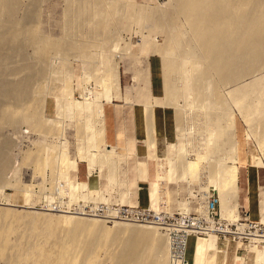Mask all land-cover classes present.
I'll return each mask as SVG.
<instances>
[{
  "label": "rangeland",
  "instance_id": "374dc122",
  "mask_svg": "<svg viewBox=\"0 0 264 264\" xmlns=\"http://www.w3.org/2000/svg\"><path fill=\"white\" fill-rule=\"evenodd\" d=\"M1 1L2 0H0V86L5 85L6 87L7 84L13 86V84L11 83H14V86H16L15 83L18 85L16 81L19 80L18 82L20 83L21 81L26 80L28 82L30 81L29 85L32 89H29L33 90V94L32 92H30L29 94V98L31 97L32 100L29 99L28 101V98H24L26 100H22V102L19 101L17 102L18 104L16 103V101L18 100L16 99V97L14 98V100L12 99L13 102L11 101L13 95H8V98L9 96L11 97L10 99L5 96L7 99L4 97V100H2L3 96L0 95V145L2 148H5V150H3L0 147V151H2V153L5 152L6 154V156L2 153V156L0 154V161L2 162V165H0V176H2L0 177V209H2V211L3 209H9L13 211L18 210L17 212L21 214H19L20 219H18L20 222L14 224L16 225L13 226L15 228L14 231H10L12 234H9V247L6 248L7 250L5 251L4 255L0 256V264H14V261L15 264H36L35 260L32 261L31 259H28L30 262L28 260H25L23 254L26 253L27 255V253L29 254L30 252H32L35 246L43 245L46 242L45 238L47 237L45 236V232L43 229H40L41 232L42 230L44 232L41 233L44 234L42 236L40 235V233H32L31 230L33 229L31 228L33 227H31V224L33 220L31 218L35 217L37 214L41 215L40 213L43 214V216L41 217H44L45 215V217H47L48 213L52 216L53 214L55 216H58V213L46 210L50 207H68L69 205L70 210H72L78 208L79 204H85L86 209L91 211L94 204H96L94 203V200H91V197H97L101 194V192H103V202L101 200L99 201L100 203L98 202L96 204L99 208L100 204L102 203L103 209L108 207V209L117 208V206H119L118 208L129 207L130 212H133L134 210L141 211L139 210L138 206L140 208H152L151 211H153V208L159 209L160 181L158 177L156 160L158 156L163 158L166 156V154L171 158L174 157L173 149L169 147V143L177 141V115L173 108H155V115L157 114L156 117H160V119H158L157 117L158 147L152 150L154 151L153 157L148 156L150 152H147V146L142 142V140L139 139L140 142L137 144V142L133 139V136L137 138L136 119L138 120V122H140L142 118L141 115L143 116L142 112L145 109V103H143L144 99L142 100V103H140L142 97H139V95L144 96L143 93L145 92L143 91L142 94L140 93L138 95V91L141 90L142 85L137 81L135 82L134 78L136 75H138L139 79H141L143 73V77H145L144 70L149 63L153 94L156 96H160V98L164 96V58L161 56L162 54H159L157 51V53L155 52L154 54L151 50V46H153L154 43L157 46L159 45V47L166 46L165 44L168 43L169 38L171 39L173 37V35L172 37L168 36L171 35L170 33L173 32V30L170 23L169 26H167L168 23H166L163 25L158 24L155 27L153 20V22L150 21L151 19H144L143 21H141L142 19H140L138 21V18L140 17V12L144 9H147L146 11L150 12L151 10H153L152 12H154V14L156 12L158 14H162L163 12H165L166 14H171L173 12L174 14L177 12L176 9H178L179 7V5L177 6V1L179 0ZM262 2L264 3V1ZM263 6L262 8H264ZM251 9L248 8L249 12ZM110 10L111 12H109ZM138 10L140 11L139 14L137 13ZM155 10L157 11L155 12ZM174 10H176V12ZM158 11H161L162 13H159ZM104 12L105 15L107 14L106 16H104ZM175 19L178 20L179 32L182 34V36L185 34L181 38H183V41H186L187 43L190 42L189 46L193 45L191 50L193 49L192 51L195 52V49H199L195 45L201 42L199 41V39L196 41L197 38L193 33L194 31L192 30L190 23L183 15H179L177 16V18L175 17ZM33 30L34 33L37 34L36 36L35 34L34 36H32ZM165 32L169 33L167 34ZM191 34L193 35V37ZM143 39L144 41L149 42L145 43L146 46L145 44L141 43ZM48 41L51 42L49 43ZM48 43H52V45L53 43L55 44L52 46L53 49H50L49 55H47L48 57L46 55L45 57L41 52V47L47 45ZM58 47L59 49H57ZM198 53L196 52L197 55L200 54ZM180 56L182 57L183 55L180 54ZM106 62L109 63L108 65H111V63L115 65V63H117L116 67L120 75V77H118L120 79L118 80H121V82L118 81V85H121V92L123 91L122 93L127 94L133 99H140L138 100V103L135 102L136 104H126L125 101L120 100L113 103H106L105 105V110L108 114L107 122H109L111 125V128L109 129L111 137L107 139L108 143L112 145H116L118 143L114 135V129L117 125L115 113L120 110L119 130H121L123 134L119 143H126V146H130L129 151L124 150V148H126L125 146L117 148V152L119 153L121 161L117 165V170H114L115 176L113 183L116 180V182L119 181V185L115 184L116 182L113 185L110 184L109 178H107L108 170L104 167L101 170V175L98 171L93 172V175H88L87 162H83V160H81V155L78 154L79 147H86L87 143L83 141V137H78V128L76 127L77 125H80L78 124L79 122L84 123V116L77 114V111L72 112L68 115L65 111H63L65 110V104L73 99L76 101H84L85 96L83 94H85L86 91L89 94L93 93V95H97L98 93L104 91V87L101 84H98L100 83L98 82V80H100L101 76H103L104 74L103 70L106 69ZM263 63L264 61L262 60L260 65H263ZM263 67L264 66L258 67L260 71L256 70L259 72L263 71L261 73L257 72L259 73L258 75L257 73H255L257 75V79L261 77L262 73L264 77ZM261 68H263V70H261ZM254 72H252V75L246 77L251 78V76H254L251 78L253 80L255 78ZM215 75H213L212 77L213 84L215 83V80L218 81V76ZM32 76L34 80L32 79ZM246 77L243 78V82L246 79L244 83H249L248 81L250 79ZM30 78L32 80H30ZM176 81H178V79ZM4 82L5 84H3ZM223 86H221L220 88V93H222L221 95L225 97L224 100L227 101H224V103L231 106L234 103L232 102L231 104L232 100L230 98L229 89L225 88V86L228 87L229 85H225L224 87ZM2 87H0V90L2 89ZM205 87H207L209 90L213 89V86L212 84H210V82L209 84L206 83ZM207 88H205V90L209 92ZM229 88L231 90L232 87L229 86ZM213 92L214 91L208 93V95L210 94V97H208L206 93H204L205 96H207L205 98H211L213 96ZM37 94H39L40 96H37ZM256 95L253 94L252 98H250V101H252V99L255 100L259 98L257 96L254 99L253 96ZM190 97H192V99ZM90 98L87 97L88 100ZM189 98L191 99L189 102L188 100L184 102V100H181V98L178 101L180 105H185L183 108L184 112L186 111V125L192 128L190 130L191 132L189 133L190 136H195V133L193 132L195 131V126V128L198 129V122H196V119H199V116L197 117L198 114L195 115L198 112V109L195 112V104L190 105L194 98V95H190ZM37 99L40 101L37 105L40 106L37 109L40 111L41 115L40 117L36 115L30 117L33 120L32 121L30 119L32 121L31 123L29 119L26 118V120L23 118L26 115L22 116L21 114L24 112V109L27 110V107L29 108L33 104L35 105L33 107L36 108V104L38 103ZM35 100H37L36 103H34ZM23 101H26V103H23ZM256 101L257 100L252 101V103ZM186 102H188L189 104ZM189 105L192 107L194 106L195 108H192ZM61 106L64 109H62ZM231 108L234 109L235 113L236 139L238 142V163L240 164V215L242 219H244V223L249 224L250 221L253 224H264V146H260L254 136L249 138L248 133L249 129H252L250 126L252 123H247L246 119H244L245 117L238 114L237 106L235 104L232 105ZM14 111L17 113H15ZM124 112H126V114ZM187 113L189 116L187 115ZM4 114L6 115L4 116ZM37 115H39V113ZM10 116L11 120H9ZM37 117L38 119H40L38 120ZM43 117H45V119ZM194 117L196 118L195 120ZM46 118L55 122V125L57 123L56 129L54 128L55 126L50 125L48 122L45 123ZM263 118L264 117H262V119L260 118L262 122L264 121ZM28 120L29 122H27ZM43 122L47 124L48 127L49 125L52 126L55 131H49L52 127H50L49 130H47L48 128L46 129L42 127ZM39 123H42L40 129L38 128L40 125ZM45 124L43 126H46ZM132 125L134 127L133 136H131ZM41 127L44 129L42 131H44L45 133L41 131ZM259 128L257 127L255 132L260 133L262 130L260 131ZM164 129H166V132H164ZM139 135L140 134L138 133V136ZM194 140L195 137L193 138V140L191 139L192 142L189 141L191 142V146H187V149L189 150L188 152H190V155H186L187 160H195L197 158V156L195 155L196 150L195 152H191L194 148H197L195 147L196 141ZM63 142H66L64 143L66 146H63ZM180 142L182 144H185V141L183 140ZM33 152L34 154H32ZM31 154L32 156L37 155V159L32 158ZM65 154L68 155V165L66 168V164H64L66 163V157L64 156ZM211 155V157L210 155H208V158L205 161L203 160L201 162L198 170L196 169L194 173L189 174V177L187 178L188 180L184 181L178 179L180 173L177 166H175L176 164L174 160L169 161L171 165L172 176L167 188L169 192L168 198H164V201L167 200L165 206L166 208L168 207L169 210H164L161 215H166L170 219H179L180 215L186 214L183 213V210H180L179 203L185 202L189 206L188 208L190 209V212L196 213L200 217H203L205 220H208L206 219L204 214H202L204 212V209L202 212L201 206L204 207L203 202H206L207 198L205 199V197L207 195L217 194L218 196V192L214 190V188L210 185L212 183H215L211 182L210 179L214 177V169H218L217 165L220 159L218 152L217 155H215L214 153ZM2 157L6 158L9 163L7 161L3 162ZM60 157L63 159L62 161ZM255 162L260 163L259 165L261 166V168L254 164ZM39 163H42V167ZM61 163L64 167H62ZM6 165H8V167ZM60 167L62 169H60ZM149 168H154V170H156V180L154 182L149 179ZM3 171L5 172V174ZM195 173L196 175H192ZM191 177H193L194 180ZM80 181L90 183V190L88 191V196L90 197V199L88 198V200L90 202L88 200L86 201L85 198L80 197L81 195H84L88 192L84 193L83 191V194L82 191L78 190L79 192L77 191L73 193L74 196H71L70 192L67 191L68 188L66 186H69L73 183H79ZM209 181L211 183H209ZM259 185L260 188H258ZM208 186L211 187L209 188ZM147 189L150 192V200L152 202V206L150 208L148 205ZM70 196L72 198L75 197L74 199H76L77 197L78 198L76 200H73ZM104 196L107 199H105ZM218 199L219 208H222L223 201L219 197ZM156 213L157 211H155L154 214ZM220 213L221 211H219V214ZM26 218L30 219L27 220ZM245 219H247L248 221ZM7 222H11V219H7ZM26 222L28 225L26 224ZM131 223L143 224L140 222ZM209 223L213 225V222L211 223L210 221ZM217 223H221L223 228H226V226L229 224V222H227V220L223 218L221 214ZM10 224L12 225V222ZM3 225V227H6V222ZM104 225H107L110 228L112 227L113 230L116 227L115 222L113 221L104 222ZM215 226L220 227L219 224ZM260 227L264 230V225ZM229 228L233 231H238L237 225L230 223ZM42 237L43 239H41ZM199 237L201 243L204 242L207 238L206 235L204 237ZM218 238V244L222 252L218 254L217 264H237V256L246 258L247 264H254L255 253L248 250V247L251 243L248 244L247 242L238 241L239 238H237V235L231 234L225 235L222 233H218ZM194 239L195 238L193 236L191 238V241ZM124 243L126 242H123V244ZM116 244H119L118 247H120V244L121 246H123V244L119 243V241L118 243L116 242ZM163 244V246H165L164 250L166 253V248H168L169 250L170 247L166 242H163ZM166 244L168 245V247H166ZM110 245L109 246L112 248V244ZM110 247H108L107 251L102 250V254L100 252L101 255L98 256H101L100 260L102 261V263L100 264H115V258L113 259L114 262L111 260L112 253H115L113 254V256L115 255L117 259L118 256H123V254L125 253L124 251H127V249L125 250L124 247H122L124 251H122V248L118 247V249L115 247L111 250ZM263 247L264 245H262L260 248L262 249ZM30 248L32 250H30ZM190 249L191 248L189 247V252L192 251ZM84 252L87 251H83L82 253ZM165 253H163V255L166 256V258H164L163 256L160 257L159 260H157V258L155 259V257L152 256L153 254L150 252H148V255H151L150 259H152L153 257L156 261L159 262L160 259L167 260V255H169V252H167V254ZM83 255L86 256L85 253ZM20 258H22L23 260L21 259L20 261ZM82 258L83 257H81V259ZM166 260L160 261L161 263L159 264H169V262ZM168 260L170 259L168 258ZM164 261L166 262L163 263ZM197 261L196 264H205L204 254L201 253L197 258ZM187 262H189L188 264H192L193 258L188 257Z\"/></svg>",
  "mask_w": 264,
  "mask_h": 264
},
{
  "label": "bare ground",
  "instance_id": "6f19581e",
  "mask_svg": "<svg viewBox=\"0 0 264 264\" xmlns=\"http://www.w3.org/2000/svg\"><path fill=\"white\" fill-rule=\"evenodd\" d=\"M262 1L264 0H179L177 1V6L179 5V7L178 9H176L177 7L175 8L177 12L176 10H174L176 12L174 14L173 12L171 14L170 13L166 14L165 12L162 13L161 11H158V12L159 13L161 12L162 14H158L156 12L157 10H155L156 13L154 14V12H152L153 10H151L150 12V11H146L147 9L146 10L144 9L141 12L138 10L137 12L138 14L140 12L139 14L140 17L137 15L139 17V18L137 17L138 21L140 19H142L141 21H143L144 19H148V20L151 19L150 21L151 22L154 21L153 23L155 27L158 24L163 25L166 23H168L167 26H169V23H170V25H172V30H173V32L170 33L171 35H168L169 37H172L173 35V37L171 39L169 38L168 43L165 44L166 46L159 47V45L157 46L154 42H153L154 45L151 46L152 47L151 50L153 51L154 54L157 51L159 54L161 53L162 54L161 56L164 58V59L162 58L164 60L163 68H164V73H165L163 75L164 76L163 85H164V93H165L164 96L160 98V97L152 95L151 71H150V64L148 62H146L148 64L146 66V69L144 70L145 77H143L144 75L143 73L142 75L143 79L142 77L141 79H139L138 75H136L134 78L135 82L137 81L138 83L142 85L141 90H139L140 92L138 91V95L140 93L142 94L143 91L145 92L143 93L144 97L143 95L142 96L139 95L140 98L143 97L145 100H143L142 98L141 100L140 99L138 100L141 101L140 103H142V100L144 101L143 103H145L144 104L145 113L147 116L146 123L148 125L147 126L148 127V139L146 141V144H148L150 148L158 147L155 108L157 107L173 108L177 115L176 116L177 117V141L169 143V147L173 149L174 157L171 158L169 155L166 154V156L162 158L163 161L165 162V163L163 162L164 163L163 164V174L164 173L166 174L167 161L172 159V160L177 161L178 163L180 180L182 181L188 180L187 179L189 177L188 175L191 173H194L196 169L198 170V167L201 165V162L203 160L205 161L208 158V155H210L211 157L212 156L211 154L214 153L215 155H217V152H218L219 157H220L218 161L219 163L216 162L218 163L217 165L218 169L216 168L214 169L216 172L214 171V177L211 176L212 179H210V181L214 182L215 184L212 183L210 185L214 188V190L218 192V197L221 198V200L223 201L222 202L223 206L222 208L220 207L221 216H223V218H225L227 222H229V224L231 223V224L237 225L238 227V231H233L229 228V224L227 225L228 227L226 226V228H223L221 223H218L220 226L218 227V226H215L217 225V223L213 222V225H212L208 222L209 226H208V231L206 232L207 238L205 239L204 242L202 243L200 242L199 236H196V235L190 236L188 239V243H187V248H186L187 254L186 255H190V254L194 255L192 264H196L197 258L200 256L201 253L204 254L205 264H217L218 254L222 252L218 244V239H219L218 233H222L225 235L226 234L237 235V238H239L238 241H241V242H242L241 235H249V238H250L249 244L250 243L251 244L249 245L248 248L251 251L256 252L257 254L256 264H264V247L262 249L260 248L262 245H264V230H262L260 226H263L264 224L244 223L243 222L244 219H242L240 215V211H239L240 186H239V163H238V148H237L238 142L236 139L235 113H234V109L231 108V106L235 104L237 106L238 114L245 117L244 119H246L247 123H252L250 125L252 129H249V133H248L249 138L254 136L257 142L260 144V146H264V121L262 122V120H260V118L262 119V117H264V99H263L264 98V79H263L264 77H263V73L262 75L260 74L261 75V77L259 76L260 78L257 79L256 77L259 73L263 72V71L259 72L260 70L258 67L264 66V63L263 65H260L261 61L262 60L264 61V8H262L264 3ZM248 8L250 9L252 8L250 12ZM111 10L109 12H111ZM178 14L185 16V18L190 23L192 30L194 31L193 33L195 34V37L197 38V39L195 38L196 41L199 39V41L201 42V43H197L196 45L194 44L200 49V50L197 49L199 51H197L196 49H195V52L192 51L193 49L191 50V48L193 47V45L191 44L192 46H189L190 42L187 43L186 41H183V38H181L185 34L182 36V34L179 32L178 20L175 19V17L177 18V16H179ZM106 15L104 12V16ZM34 34L35 36L37 35L36 33H34V30H33L32 36H34ZM48 42L50 43L51 41H48ZM141 43L145 44L149 42H146L143 39ZM48 44L47 45L44 44L45 46L41 47L42 48L41 52L43 53L44 56L49 55L50 49H53L52 46L55 43H53V45L52 43L49 45ZM57 49H59V47ZM196 52L197 53L199 52L200 54L198 53L199 55H197ZM180 54H182L183 56L181 57ZM108 64L109 63L105 64L106 69L103 70L104 74L103 76H101L100 80H98V82H100L98 84L99 85L101 84L104 87V91L102 90L103 92L98 93L97 95H93V93L89 94L86 91L85 94H83L85 96L84 101H76L73 99L70 102H67L65 104V110L63 111H65L67 115L72 112L77 111V114L84 116V119H85L83 120L84 123L79 122L78 124L80 125H77L76 127L78 128L77 130L78 137H83L84 138L83 141L87 143L86 147L83 146V144H82L83 147L79 145L80 147H79L78 154L81 155V158H82L81 160H83V162H87L88 175L89 176L93 175V172L95 171H98L99 174L101 175L102 168L103 167L107 168L108 170L107 177L109 178L110 184L113 185L116 182L115 180L113 183L114 176H115L114 170L118 167L117 165L121 160L119 158L117 148L107 143L106 129H105V104L113 103V102L120 101V100L125 101L126 104L127 103L135 104L134 102L137 99H133L127 94L122 93L123 91L121 92L122 90L120 88L121 85H118V81H119L118 79H120L118 77H120V75L116 67L117 63H115V65H113L112 63L111 65H108ZM263 68H261V70H263ZM256 70H259V71H256ZM252 72H254V74L259 72L257 73V75L255 74V78L253 80L251 78L254 76H251V78L246 77V76L252 75ZM215 74L218 76L219 82L215 80L214 81L215 83L213 84L212 77ZM245 77L249 78L251 81L249 80L248 81L249 83H244L246 79L243 82V78ZM176 78L178 79V81H176L177 80ZM23 79H26V78H23ZM32 79H33V76H32ZM32 79L30 78V80ZM18 81H16L18 85L15 83L16 86H14V83H11L10 81L9 82L13 84V86L12 85L10 86L8 84L6 87L5 85L4 86L2 85L3 87L0 86L2 87V89L0 90V95L3 96L2 100H4L3 98L5 96L8 98V95L10 94L11 96L13 95V97L11 98L9 96L8 99L11 98V101H12V99L14 100V98L16 97V99H18L17 101L15 100L16 103L19 101L22 102V100H26L27 98H28L27 99L28 101L29 99H31V97L29 98V94L33 90H31L32 88L29 85L30 81L28 82L25 80V81H21L20 83ZM119 82H121V80ZM209 82L213 86V89L211 88L212 90L208 89L209 85H208V88L205 87L206 83L209 84ZM3 84H5V82ZM220 85L221 86L229 85L232 87L230 90L229 86L228 87L225 86V88L229 89L230 98L232 100L231 104L232 102L234 103L231 106H229L228 104L226 105L224 103L225 97L221 95L222 93H220L221 91ZM205 88H207L209 92L214 91L213 96L211 94L212 97L209 99L205 98L207 96L210 97L209 96L210 94L208 95L209 92H207ZM119 89H120V92H119ZM204 93H206L207 96H205ZM253 94L255 95L257 94L256 96H253L254 99L257 96L259 98L255 99L257 101L252 103V101H255L253 99L252 101H250V98H252ZM38 95L39 94H37V96ZM190 95H194V98H193L194 101L192 100L190 105L195 104L196 108L193 106L196 109L195 112L198 109V112L195 115L198 114L197 117L199 116V119H200L199 120L198 118L196 119L194 117V120L196 119V122H198V125H197L198 129L195 128L196 126L194 127L195 131L193 133H195V136H193L192 134H191L192 136H190L189 133L191 132L190 130L192 128L186 125L187 123L185 120L186 111L184 112V108H183L185 105H180L178 101L181 98V100H184V102L186 100H188L189 102L192 99V97H190L191 99L189 98ZM87 97L89 98L91 97V98L88 100ZM37 100H35L34 103H36ZM39 102L40 101L38 100V103L36 104V106L39 104ZM23 103H26V101L25 102L23 101ZM21 106H24V105H21ZM33 106L35 105L33 104L31 105V107L29 108L27 107V110L25 109L23 110L24 114L22 113L21 115L22 116L26 115L25 117H23L24 119L27 118L30 120L31 119L30 117L34 115L40 117L41 115L40 111L37 109L39 108L40 105L37 106L36 108ZM62 109L64 108L62 107ZM37 112L39 113V115H37L38 114ZM5 115L6 114H4V116ZM11 116L9 120H11ZM43 118L45 119V117ZM186 119H189V118H186ZM29 120L27 122H29ZM31 120L30 122L32 123L33 120L32 121ZM44 122H43V125L48 122L50 125L55 126L54 127L55 129L57 127L56 126L57 123L55 125V122H53L52 120H49L48 118H46V122L45 123ZM41 124L38 127L39 129H40ZM43 125L42 127L46 129L48 128L47 130H49V128L52 127L50 125L48 127L47 124H45L47 127ZM259 126L261 129L259 128ZM42 127H41V131L44 130ZM257 127L259 128L260 131L262 130L263 132L262 131L260 133L255 132ZM54 128L53 127L50 128L49 131L54 132L55 131ZM192 137L193 138L195 137V140H194L196 141L195 147L197 148L196 149L194 148L191 152L193 151L195 152L196 150L195 155L197 156V158L195 160H187L186 155H190L189 154L190 152H188L189 150L187 149V146L191 144L192 142L191 139L193 140ZM182 140L185 141V144H182L180 142ZM64 143L66 142H63V146L65 145ZM2 149L5 150L4 147ZM1 153L2 151H0V154ZM2 154L6 156L5 152ZM32 154H34V152ZM32 154H31V157L35 159L37 155L36 156L33 155L34 156L33 157ZM64 156L66 157L65 158L66 163H64L66 164L65 166L66 168L68 165V161H67L68 155L65 154ZM64 156H63V159H64ZM63 159L61 158V161ZM2 160L3 162L7 161L6 158H3ZM7 162L9 163V161ZM0 163H1L0 165H2L1 161ZM62 163L61 165L62 167H64ZM39 164H41V167H42V163H39ZM254 164H256L258 167L261 168V166L259 165L260 163L255 162ZM6 166L8 167V165ZM160 168L162 169V167ZM60 169L62 168L60 167ZM78 169H79V164H78ZM192 175H196V173ZM210 181L209 183H211ZM118 182L119 181H117L115 184L119 185ZM163 182L165 186V182H167L165 176L163 177ZM66 187L68 188L67 191L70 192L71 196H74L73 193L77 192L78 190L82 191V193L83 191L84 193L88 192L90 190V183L80 181L79 183H76V184L73 183ZM102 193L103 192H101V194L97 197H94V196L91 197V200L92 201L94 200V203L96 204L101 200L103 202L104 198L102 196L103 195ZM88 195H89V192L84 195H81L80 197L85 198V200L87 201L88 198L90 199ZM207 196L205 197V199L207 198ZM74 198L75 197H73L72 199L76 200L78 197L76 199ZM164 198H166L165 188L163 190V198L159 206V209L153 208V212L155 213V211H157L155 215H157L161 220L164 219L165 217L169 218L166 215L165 216L161 215V213H163L164 210L165 211L169 210L168 207L166 208L165 206V203L167 202V200L164 201ZM105 199L107 198L105 197ZM203 203H204V207L203 206L201 207H202V212H203V209H204V212L203 213L201 212V213L204 214V216L207 219L206 202H203ZM96 204H94L95 207L93 206V209L91 211L86 209L85 204H79L78 208H75L72 210H70L69 205L68 207L57 206V207H50L46 209L47 211H53V212L58 213V216H55L54 214L52 216L51 214L48 213L49 214L48 215L46 213L48 218L45 217L46 216L45 214H44L45 215L44 216L45 218H44V217H41L43 216V214L40 213L41 215L37 214L35 217H38V218H35V217H32L33 216L32 215L31 219L33 220V222L31 224V227L33 228L31 229L33 230L31 229L30 230L32 231V233L33 232H36L37 234L40 233L41 236L45 234L47 238H45L46 242L43 245L38 244L39 246H35L33 250L30 248L32 252H30L29 254L27 253V255L26 253L23 254L25 260H28V259H31L32 261L35 260L36 264H100L102 263V261L100 260L101 256L100 257L98 256L101 255L103 251H107L108 247L111 246L110 244H112V248H115V247L117 248L119 244H116V242L118 243V241L119 243H122V244L123 242H126L123 244V246H121L120 244V247L118 248L124 247V249L125 250L127 249V251H124V249L122 248V251H124L125 253L123 254V256L121 255L120 257L118 256L119 257V258L117 257L118 260L116 259L115 255H114L115 257L113 256V254L115 253H112V259L111 258L110 259L113 261V259L115 258L114 260H116V262L113 261L115 264H159L161 263L160 261L166 260V259H160V261L158 262L155 259L157 258V260H159L160 257L164 256L163 253H165V250H164L165 246H163L164 245L163 242H166L167 244H169L168 243L169 242L168 241L169 231H172L174 229L173 227H168L164 223L147 222V221L141 222L143 224H133L131 222L122 220L119 217V212L116 210L114 212L108 211L107 215L105 216V215L98 213L99 207ZM179 206H180V210H183V213L187 214L190 212V209L188 208L189 206L185 202H181ZM150 210H152V208H150ZM17 211H13L9 209H6V210L3 209L2 211V209H0V256L4 255L5 251L7 250L6 248L9 247L8 246L9 234L11 233L10 232L11 230L14 231L15 228L13 226H16L14 224H16L17 222H20L18 219H20L19 216L21 214ZM115 213L118 215V219L115 218ZM132 213L140 214L141 211L134 210ZM9 218L11 219L12 225L10 224L11 222H7V219ZM109 221L115 222V225L118 229L115 227V229L113 230L112 227L110 228L107 225H104V222H109ZM5 222L7 225L9 223V225L8 226L6 225V227H3L4 226L3 224ZM252 225L255 226L254 229H252L251 227ZM40 229H43L45 233L42 230L44 234H41L42 232L40 231ZM248 230L249 232H247ZM260 230L262 231V233H260ZM193 236L195 239L191 241V238ZM41 239H43V237ZM261 242H263V244ZM113 243H115L116 246ZM167 244H166V247H168ZM124 245L126 246V248ZM188 245L191 248L190 250H192L190 252H189ZM110 248H109V252H110ZM166 249L167 250L165 254L169 252L168 248ZM83 251H87V252H84L86 256L83 255L84 254L82 253ZM148 252L152 253L153 254L152 256H154L155 259L153 257L152 259H150L151 255L149 256ZM168 256L169 255H167L166 261L169 262L170 260H168L169 258ZM81 257L83 258L81 259ZM164 258H166V256H164ZM21 259L22 258H20V261ZM186 259H187V256H186ZM166 261H164L163 263H165ZM236 263L237 264H247V260L244 257L237 256ZM14 264H15V261H14Z\"/></svg>",
  "mask_w": 264,
  "mask_h": 264
},
{
  "label": "built area",
  "instance_id": "2783aa9c",
  "mask_svg": "<svg viewBox=\"0 0 264 264\" xmlns=\"http://www.w3.org/2000/svg\"><path fill=\"white\" fill-rule=\"evenodd\" d=\"M117 208H105L103 209L102 203L98 209V213L102 215H107L108 211L114 212L115 210L119 212V217L128 222H156L164 223L168 227H173L172 231H169V264H187L186 260V248L188 239L192 235L196 236H205L208 231V222L211 220L214 223H217L219 220V200L217 194H209L206 200V215L207 219L200 217L196 213L189 212L187 214L180 215L179 219H169L165 217L160 219L157 215L154 214L148 208H139L141 210L140 214H133L130 212L129 207H120ZM143 211V212H142ZM115 218L118 219V215L115 213ZM249 223H252L249 221ZM218 224V223H217ZM164 226V225H163ZM252 229L255 228L254 225L251 226ZM263 230V229H262ZM249 232V230L247 231ZM262 233V231L260 230ZM242 242H247L249 244L250 238L249 235H241ZM263 244V242H261Z\"/></svg>",
  "mask_w": 264,
  "mask_h": 264
},
{
  "label": "crops",
  "instance_id": "0c3cea01",
  "mask_svg": "<svg viewBox=\"0 0 264 264\" xmlns=\"http://www.w3.org/2000/svg\"><path fill=\"white\" fill-rule=\"evenodd\" d=\"M147 95V94H146ZM152 95H154L153 94V91H152ZM154 96H156V95H154ZM144 97V96H143ZM142 97V99H144ZM157 97H160V96H157ZM145 100V99H144ZM138 101V99L137 100H135V102H137ZM147 101V100H146ZM134 102V103H135ZM144 102V101H143ZM126 103V102H125ZM130 104V103H129ZM133 104V103H132ZM136 104V103H135ZM106 105V104H105ZM160 108V107H159ZM125 114H126V112H124ZM142 114H143V116L141 115V120H140V122H138V120L136 119V135H137V138H135V136H133V133H134V127H133V125H132V134H131V136H133L134 138V140L137 142V144L140 142L139 141V139L140 140H142V142L147 146L146 148H147V152H150V154H148V156H150V157H153L154 155V151H152V150H154V148H150L149 146H148V144H146V141H147V139H148V125H147V123H146V121H147V116H146V113H145V109H144V111L142 112ZM128 115V114H127ZM157 115V114H156ZM156 115H155V118H156V128H157V117H156ZM107 117H108V114L106 113V110H105V129H106V139H108V138H110L111 137V135H110V128H111V125H110V123L109 122H107ZM119 117H120V110H118L116 113H115V119L117 120V128H116V126H115V129H114V135H115V138H116V140H117V144L116 145H112L111 144V146H114V147H116V148H118V147H123V146H125L126 148H124V150H126V151H129L130 150V146H126V143L124 144V143H119L120 142V139H121V136H122V134H123V132L121 131V130H119ZM158 119H160V117H158ZM160 124V123H159ZM112 130V129H111ZM138 130H139V132H138ZM164 132H166V129H164ZM138 133L140 134L139 136H138ZM140 136H141V138H140ZM157 136H158V130H157ZM118 137V138H117ZM144 137V138H143ZM143 138V139H142ZM107 143H108V141H107ZM109 144V143H108ZM119 144V145H118ZM138 150V149H137ZM119 154V153H118ZM120 158V157H119ZM162 158L161 157H159L158 156V158H157V171H158V177H159V181L161 182L160 183V194H159V203L161 204V201H162V198H163V190H164V188L166 189V198H168V194H169V192H168V190H167V188H168V184L170 183V181H171V165H170V160H172V159H170V160H168L167 161V163H166V174L164 173L163 174V164L165 163L164 161H163V159L161 160ZM121 160V159H120ZM161 160V161H160ZM158 161H159V166H158ZM164 162V163H163ZM174 162H175V166H177V168H178V163H177V161H175L174 160ZM162 165H161V164ZM161 165V166H160ZM240 165V164H239ZM160 167H162V169L160 168ZM256 167V166H255ZM160 168V169H159ZM239 168H240V166H239ZM150 169V171H149V179L152 181V182H154L155 180H156V170H154V168L153 169H151V168H149ZM162 175V176H161ZM168 175V176H167ZM165 176V178H166V181L167 182H165V186H164V182H163V177ZM239 177H240V175H239ZM108 178V177H107ZM168 179V180H167ZM178 179H180V176H179V178ZM258 188H260V185L258 186ZM147 198H148V205H149V207H151L152 206V202H151V200H150V192H149V190L147 189ZM239 198H240V196H239ZM181 203V202H180ZM180 203H179V205H180ZM263 221H264V218H263ZM248 250L249 251H251L249 248H248ZM252 252H254L255 253V256H254V259H255V262H254V264H256V260H257V254H256V252L255 251H252ZM187 256V258L188 257H194V255H186ZM187 260V259H186Z\"/></svg>",
  "mask_w": 264,
  "mask_h": 264
}]
</instances>
